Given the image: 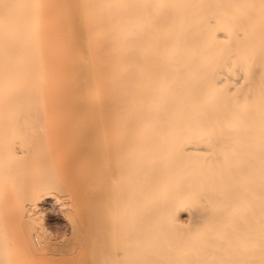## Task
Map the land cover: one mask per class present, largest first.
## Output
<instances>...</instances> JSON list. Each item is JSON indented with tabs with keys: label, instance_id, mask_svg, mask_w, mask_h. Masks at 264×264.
<instances>
[{
	"label": "bare ground",
	"instance_id": "1",
	"mask_svg": "<svg viewBox=\"0 0 264 264\" xmlns=\"http://www.w3.org/2000/svg\"><path fill=\"white\" fill-rule=\"evenodd\" d=\"M0 264H264V0H0Z\"/></svg>",
	"mask_w": 264,
	"mask_h": 264
},
{
	"label": "rangeland",
	"instance_id": "2",
	"mask_svg": "<svg viewBox=\"0 0 264 264\" xmlns=\"http://www.w3.org/2000/svg\"><path fill=\"white\" fill-rule=\"evenodd\" d=\"M40 207L42 219L38 225L42 227L43 232H48L52 251L59 252L63 248L73 247L75 242L71 218L67 213L68 210L64 209L63 202L60 199H42ZM43 232L32 235L31 241L34 246H38L39 243L47 239V234L43 235ZM18 235L19 233L13 225L9 229V238L13 241V245H15Z\"/></svg>",
	"mask_w": 264,
	"mask_h": 264
}]
</instances>
